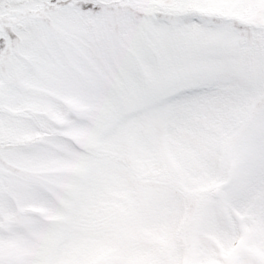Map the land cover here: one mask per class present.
<instances>
[{"label": "snow or ice", "instance_id": "obj_1", "mask_svg": "<svg viewBox=\"0 0 264 264\" xmlns=\"http://www.w3.org/2000/svg\"><path fill=\"white\" fill-rule=\"evenodd\" d=\"M0 264H264V0H0Z\"/></svg>", "mask_w": 264, "mask_h": 264}]
</instances>
